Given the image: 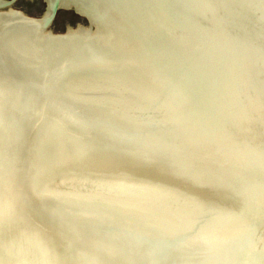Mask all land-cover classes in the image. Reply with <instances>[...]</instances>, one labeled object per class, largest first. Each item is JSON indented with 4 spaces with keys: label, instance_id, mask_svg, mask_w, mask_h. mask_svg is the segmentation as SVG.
Instances as JSON below:
<instances>
[{
    "label": "bare ground",
    "instance_id": "6f19581e",
    "mask_svg": "<svg viewBox=\"0 0 264 264\" xmlns=\"http://www.w3.org/2000/svg\"><path fill=\"white\" fill-rule=\"evenodd\" d=\"M124 9L108 14L111 25L41 34L114 47L57 68H39L40 48L27 50L20 19L6 18L42 27L46 13L0 12V264H264V0H131ZM139 45L144 66L130 56ZM175 45L198 55L191 72L201 87L167 76ZM176 94L204 105L195 108L202 125L188 127L196 139L137 126L154 124L152 107L177 110ZM60 147L77 163H59Z\"/></svg>",
    "mask_w": 264,
    "mask_h": 264
},
{
    "label": "water",
    "instance_id": "95a60500",
    "mask_svg": "<svg viewBox=\"0 0 264 264\" xmlns=\"http://www.w3.org/2000/svg\"><path fill=\"white\" fill-rule=\"evenodd\" d=\"M15 1L16 0H12L11 3H4L2 1H0V9H4V8H7V7L13 5L15 3ZM45 1L47 3V12H46V17L44 19L45 21H44V24L42 27L39 26V24H37V23H29V22L25 21L23 18H21V16H15V17L7 16L6 17L7 20L20 19L19 22H21V23H18V25H16V26L19 27L18 28L19 33L21 35V38H23V44L27 50H29L30 52L31 51L34 52L35 50L37 51V49H36L37 46H38V48H40L41 58L44 61H43V63L39 62V64H40L39 68H42V67L43 68L44 67L45 68H52V67L57 68V67H59V65L62 64V63H60L59 59H62L63 57H65V58H76L77 59L82 54H83V56H88L90 54L105 55V53L113 50V48H114V47H111L112 45H109L110 44L108 42L109 40H105L104 37H102L101 41H97L95 38H87V37H83V36H79V35H72V34L64 35L61 38H55L52 35V33H49L48 35H41V34H44V32L47 31L51 27V25L53 24L57 14H58V12L61 9L73 8L81 16L87 18L91 25H96V23H103L105 25H109V24L111 25V23H113L112 21H115V19H111L110 15H108V14L113 13L115 8H118V11L120 10V12L124 11L125 10L124 6H126L127 3L129 4V2L131 0H113V3H112V0H45ZM120 20H121L120 18L118 20L116 19L117 23H114V26L115 27L117 26L118 29H121V26H122V22H120ZM119 23H121V24H119ZM12 26H14V25H12ZM8 28H12V27L9 26ZM7 30L5 29L4 31H7ZM132 32L133 31H129L128 33H132ZM129 36H130V34H125L124 37L128 40L134 39V37H129ZM4 40H5V38L4 39L1 38L0 42H2V41L4 42ZM139 41H141V40H139ZM98 42H102V43L99 44ZM175 46L177 48V50H176L177 52L175 51L174 55H173L175 60H174V63L172 64V66L169 65L166 67L167 68V70H166L167 76L170 79H172L173 82L179 83L180 81H183V84H189V85L191 84L190 86H193V87L198 86V88L201 87L200 83L193 82V81H195L194 78L198 75L191 72L192 68L195 67L199 62L198 55H196L194 53L193 57L191 58V54H193V52H194L193 50H192L193 52L190 51L191 54H189L190 52L187 51L185 48H183L181 45H180V48L177 47V45H175ZM142 51H143V48L141 47V45H139V49L132 51V53L130 54V56L134 60V62H133L134 65L144 66V62H145L144 61V52H142ZM180 57L183 60L190 61V62H187L186 63L187 65H186L185 63L181 62ZM179 64H183L186 66H183L180 68ZM102 67H104L103 70L108 71V72H114L115 74H119L121 72L122 74H124V72L122 70H120V67H121L120 65H107V66L103 65ZM85 71H87V70L72 71V72H68V73L65 72V74L62 73L63 75L62 74H59V75L61 77V80L63 81V80L70 78L72 76H78L75 74H78V73L83 74V72H85ZM59 75L57 74V76H55V77H58ZM126 75L127 74H125V76ZM193 83H196L197 85L193 84ZM149 88H150L149 86L146 87L148 92L146 91L145 94L149 95L150 94L149 92L153 91V89H149ZM134 89H136V88H133V90ZM187 92L188 91L183 92V95H181V97H184V93L186 94ZM190 94L194 95L195 98L198 97V94L194 91H190ZM176 96H177V94L172 96V99L175 101L174 104L177 103L176 104L177 110L173 111L174 109L169 108L168 106H165V104H162L163 105L162 109L160 107H159L160 109H157L156 107H152V108H150V111H148L149 113H147V114L148 115L152 114V116H153V117L151 116L152 120H149V121L154 122V124L153 123H151V124L150 123H146V124L141 123V125H137V126L143 127V126H148V125H158L161 128L163 126V128L165 129L164 133L166 134V132H167L166 128L168 125H170V127L173 126V127H171L172 129L170 130L171 136H173V138H175V139H190V137H193V139H196L194 137L196 130H197L196 125H198L197 123L200 122V126H201L202 125L201 121L203 120V118L201 117L202 115L199 112H197V110L195 108H197L203 104L201 102L199 104V101H198L199 98L195 99V100H197L195 102H193L192 100H186V99H183V100L177 102L178 97L175 100ZM140 97H145V96H140ZM145 99H146V97H145ZM98 102H100L101 104H104L105 106H107L106 104H108L106 101H103V100H99ZM148 102L151 103L152 101L148 100ZM55 103H56V100H55ZM152 104H154V103L152 102ZM201 107H204V105ZM108 108H110V107H108ZM110 109L114 110L113 108H110ZM143 111H141V114L145 113ZM176 111L178 112V114L174 116V112H176ZM122 114H124V113H122ZM171 114L174 116L173 122L172 123L170 121L163 122V121H165L164 118H170ZM122 119L125 120L126 118H122ZM142 120H145V119L142 118ZM49 122L51 124L55 121H51V119H49ZM125 122L128 123L131 121L125 120ZM135 124H137V123H135ZM203 124H205V123H203ZM189 125H191L196 130L193 131V130H191V128H188ZM82 126L83 125H81V127ZM82 128H84V127H82ZM79 129H81V128H79ZM86 132H88V134H90L88 129ZM155 132H157V131H155ZM87 138H89V137L84 134V136H81L78 138L79 139L78 141L79 142H83L85 140L87 141ZM60 148H62V147H60ZM60 150H57L55 152V157L57 158V161H59V163L60 162H61V164L65 163L66 165H67L68 161H69L68 162L69 164H73V165L77 163L75 160V157L77 156V154L72 153L71 150H70V152L64 154L63 153L64 149L62 148ZM67 155L70 158L72 157L73 161H70L69 157Z\"/></svg>",
    "mask_w": 264,
    "mask_h": 264
},
{
    "label": "rangeland",
    "instance_id": "374dc122",
    "mask_svg": "<svg viewBox=\"0 0 264 264\" xmlns=\"http://www.w3.org/2000/svg\"><path fill=\"white\" fill-rule=\"evenodd\" d=\"M10 8L21 11L29 17L39 18L46 13L47 3L45 0H16L11 7L0 9V12H5ZM80 25L88 27L91 24L87 18L79 15L73 9H61L49 30L54 34H65L69 28H77Z\"/></svg>",
    "mask_w": 264,
    "mask_h": 264
}]
</instances>
